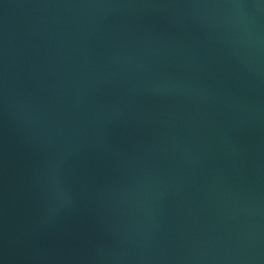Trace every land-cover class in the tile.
Wrapping results in <instances>:
<instances>
[{
    "label": "water",
    "instance_id": "95a60500",
    "mask_svg": "<svg viewBox=\"0 0 264 264\" xmlns=\"http://www.w3.org/2000/svg\"><path fill=\"white\" fill-rule=\"evenodd\" d=\"M0 264H264V0H0Z\"/></svg>",
    "mask_w": 264,
    "mask_h": 264
}]
</instances>
